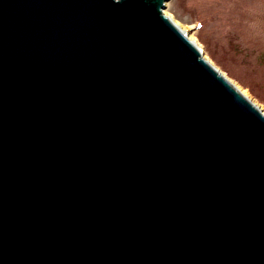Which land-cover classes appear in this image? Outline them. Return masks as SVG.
I'll return each mask as SVG.
<instances>
[{
    "label": "water",
    "instance_id": "water-1",
    "mask_svg": "<svg viewBox=\"0 0 264 264\" xmlns=\"http://www.w3.org/2000/svg\"><path fill=\"white\" fill-rule=\"evenodd\" d=\"M168 1L0 0V264H264V114Z\"/></svg>",
    "mask_w": 264,
    "mask_h": 264
},
{
    "label": "rangeland",
    "instance_id": "rangeland-1",
    "mask_svg": "<svg viewBox=\"0 0 264 264\" xmlns=\"http://www.w3.org/2000/svg\"><path fill=\"white\" fill-rule=\"evenodd\" d=\"M164 11L264 114V0H169Z\"/></svg>",
    "mask_w": 264,
    "mask_h": 264
},
{
    "label": "bare ground",
    "instance_id": "bare-ground-1",
    "mask_svg": "<svg viewBox=\"0 0 264 264\" xmlns=\"http://www.w3.org/2000/svg\"><path fill=\"white\" fill-rule=\"evenodd\" d=\"M164 14H165V16L166 17H168V19L172 22V24L175 26V27H177L180 31H181V33H183V34H185L186 35V32H185V30L178 24V22H176L175 20H174V18L171 16V15H169L167 12H165L164 11ZM187 36V38H188V40L189 41H191V43H193V44H195V46L199 49V50H201L202 52H203V50H202V48H200V46L196 43V41L193 39V38H191V37H189L188 35H186ZM203 56V59L205 60V61H207L209 64H212V65H214L213 63H212V61L209 59V58H207V57H205L204 55H202ZM219 72V71H218ZM219 75H221L226 81H227V83L231 86V87H234V89H236L242 96H244L249 102H250V104L254 107V108H257L258 110H261L258 106H257V104L255 103V102H253L252 101V99L251 98H249V96L247 95V93L245 92V91H243L235 82H233L231 79H229L223 72H219ZM262 112V111H261ZM263 113V112H262Z\"/></svg>",
    "mask_w": 264,
    "mask_h": 264
}]
</instances>
